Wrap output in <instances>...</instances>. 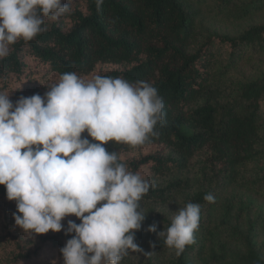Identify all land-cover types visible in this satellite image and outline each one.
<instances>
[{
	"label": "trees",
	"instance_id": "trees-1",
	"mask_svg": "<svg viewBox=\"0 0 264 264\" xmlns=\"http://www.w3.org/2000/svg\"><path fill=\"white\" fill-rule=\"evenodd\" d=\"M232 1L219 0L218 6L228 8ZM197 2L104 0L97 10L95 0H71V14L55 22L46 19L43 33L28 42L18 40L10 46V54L0 60L1 81L26 73L25 55L58 78L66 72L84 76L98 65H113L114 69L101 76L122 77L130 83L149 82L163 98L164 121L155 128L158 135L145 144L159 150L121 161L129 171L140 172L152 182L139 201V210L146 218L135 232V242L148 256L145 262H132L130 256L138 252L129 250L120 264H161L159 255L169 252L170 264H195L206 242L202 215L194 243L177 255L175 248L165 244V237H158L159 231L167 232L173 219L152 206L166 207L190 186L184 176L199 156L203 157V171L183 207L188 203L212 205L204 196L212 194L215 198L238 184L257 156L258 122L264 114V75L245 84H228L226 77L247 49L264 52V24L237 37L215 36L201 42L195 30ZM262 9L264 0H254L240 12L248 16ZM34 94L42 96L38 90ZM251 175L244 186L264 194V168ZM0 197L7 199L4 186H0ZM153 223L157 233L148 231ZM72 235L63 232L43 237L40 247L49 245L53 253L48 258L54 259ZM39 250L19 253L14 260H29ZM224 260L212 254L205 264ZM234 264H264V258L248 241Z\"/></svg>",
	"mask_w": 264,
	"mask_h": 264
},
{
	"label": "clouds",
	"instance_id": "clouds-1",
	"mask_svg": "<svg viewBox=\"0 0 264 264\" xmlns=\"http://www.w3.org/2000/svg\"><path fill=\"white\" fill-rule=\"evenodd\" d=\"M95 3L100 10L104 0ZM70 5L0 0V60L18 40L43 33L46 19L71 14ZM9 97L0 92V186L16 203L15 225L29 236L74 233L60 249L64 264H120L129 250L142 252L135 232L146 218L139 201L150 182L105 145L142 146L158 135L164 104L157 88L143 80L66 72L43 97L22 96L15 104ZM204 200L215 203L212 194ZM200 212L199 204L188 203L158 237L179 255L194 243ZM69 216L80 223L69 220L65 229ZM148 231L157 233V225Z\"/></svg>",
	"mask_w": 264,
	"mask_h": 264
},
{
	"label": "rangeland",
	"instance_id": "rangeland-1",
	"mask_svg": "<svg viewBox=\"0 0 264 264\" xmlns=\"http://www.w3.org/2000/svg\"><path fill=\"white\" fill-rule=\"evenodd\" d=\"M254 0H233L228 8L219 7V0H198L197 7L199 15L195 21V30L201 42L215 36L237 37L253 26L264 24V9L256 10L251 15L242 16L241 8ZM234 4L236 6H234ZM238 7L239 9H236ZM28 65L26 73L21 77L5 81L0 80V92L10 95V100L15 104L23 94L30 97L35 90L40 91L42 97L59 78L50 73L46 67L39 65L36 61L24 56ZM113 65H98L95 70L83 77L101 75L106 71L114 69ZM264 75V52H256L252 48L246 50L245 55L239 63L231 69L226 80L228 84H245L256 80ZM260 140L257 143V156L248 165L247 171L242 173L239 183L227 188L215 196V203L201 207L200 214L203 218L205 228V239L203 254L201 258L195 257V264H205L209 257L215 254L224 257L223 262L212 264H234L237 255L243 253L245 245L251 241L255 248L264 258V194L244 186V182L256 172L264 168V114L258 122ZM85 137L87 133L85 132ZM91 141V138L88 137ZM109 152H117L122 159H134L138 155H146L159 148L155 146H129L109 142L105 145ZM203 157L195 158L184 176L190 180V186L183 193L176 196L166 207L152 206L155 211L166 213L173 219L178 209L183 208L186 196L193 191L196 182L203 171ZM251 171V172H250ZM152 184L151 181H149ZM17 212L15 201H9L0 197V264H64L63 257L58 253L56 258L49 259L51 247L44 244L41 239L47 236L63 234L49 232L44 235L29 236L21 228L15 225L13 214ZM69 220L78 222L75 216L66 217L62 224L67 228ZM40 248L39 254L29 260H14L15 255L23 252H33ZM57 253V250H55ZM171 252L159 255L158 262L170 264ZM146 253L138 252L130 256L129 261L145 262Z\"/></svg>",
	"mask_w": 264,
	"mask_h": 264
}]
</instances>
